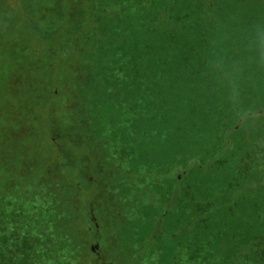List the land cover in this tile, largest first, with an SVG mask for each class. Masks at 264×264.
<instances>
[{
    "label": "trees",
    "instance_id": "1",
    "mask_svg": "<svg viewBox=\"0 0 264 264\" xmlns=\"http://www.w3.org/2000/svg\"><path fill=\"white\" fill-rule=\"evenodd\" d=\"M44 1L0 0V82L37 105L23 115L0 104V198L24 182L52 188L55 204L37 217L61 252L36 247L23 260L17 242L8 261L40 264L49 252L103 264V251L128 264H254L258 250L237 257L264 236H248L238 204L221 199L261 185L264 171L238 174L240 188L225 190L218 171L228 160L215 162L231 147L264 148V0ZM37 107L61 122L59 135L52 126L48 145L27 151L32 135L11 136ZM55 155L83 164L78 183Z\"/></svg>",
    "mask_w": 264,
    "mask_h": 264
},
{
    "label": "rangeland",
    "instance_id": "2",
    "mask_svg": "<svg viewBox=\"0 0 264 264\" xmlns=\"http://www.w3.org/2000/svg\"><path fill=\"white\" fill-rule=\"evenodd\" d=\"M36 2L40 6L48 5L47 2L44 0H36ZM8 85L9 84L6 81L0 82V104H2L1 106L12 107L15 112H18V114L23 115H25L26 111H30L33 109L31 105L37 106L36 103L33 102L29 105L24 103L27 101L24 97V94L10 90ZM19 97L20 99L18 102ZM53 102L54 103L52 104V106L56 105V101ZM36 109H40L37 115L38 118L35 121H31V123L29 122V125H26L25 129L22 128L21 132L15 131L13 136H11L12 141H18L26 136L28 137L32 135L31 139L33 141L30 139V142L32 143H26L27 151H30V148L33 150H38L40 147H42V143H47L48 145V130L53 128L52 126H55L57 128L55 129L56 135L54 134L52 137L56 138L59 135L58 129H60L61 126V122H57V124L51 125V119L53 118V116L51 115L49 108L37 107ZM71 110L74 111L73 108ZM67 115L69 114L67 113ZM5 121L9 123L13 120L9 118ZM32 128H35V130H33ZM61 133L64 134L62 130ZM242 136L248 138L252 142H256V136L254 134L251 137L248 133L242 132L241 135H238L237 137ZM26 141L29 140L27 139ZM61 142L65 143V140L62 139ZM260 147H262V145L248 143L247 146H245V144H242L237 149H233V147H231L227 152L222 153L218 156V158H216L217 162L215 163L221 167V161L228 160L226 168H222L218 171L221 174V188L227 190L228 187L232 185L235 186L236 189H238L240 188V186H238L237 179L242 180V178H244H238V174L245 175L248 173H253L254 171H256L255 168H259L257 170L264 171V148L259 149ZM248 150H250L251 154L246 155L248 153ZM115 156H117V154H115ZM55 157L58 158V163L61 162V168L63 167V170H70V179H72V182L78 183L79 181L75 178V164L76 166H79L78 159L75 161V158H73L74 160L70 163L71 165L66 166L63 165V159H61L60 156L55 155ZM125 162L126 159L118 161L116 160L117 164H125ZM9 165L11 164H7L6 167H8ZM14 165L19 166L16 163H14ZM81 166H83V164L80 165L78 168H80ZM256 172L255 175L257 176L255 178L257 179V181L255 183L258 184L259 182L263 181L262 183H260L261 185L253 187L251 191L244 188L242 191L235 194V200H227L226 198L221 199V203L225 205H230V208L233 207L235 203L238 204H235V212L238 215L237 219L242 222L238 224H250L249 227L252 226V228L249 229L250 231L248 233V236H254L256 234L264 236V228L257 227V223H261L260 221L264 220V210H262V215H260L254 209L256 204L254 197L257 199L261 198V195L264 191V174H259L262 172ZM7 177L8 175H4L3 179H6ZM186 182L189 183L190 178H187ZM10 183L11 182H9L8 184ZM42 187L44 188H41V191L44 193L40 191V188L34 186L33 184L24 182L21 184V186L15 185L14 192L6 193L5 196H2L0 198V264H15L13 261L9 262L8 258L13 257V245L17 242L20 243V245L22 246L23 254H21V258L23 260L29 259V251L31 249H36V247L39 249H43L46 247L47 251L53 249L54 251H50L52 254H59L61 252L60 248L54 244V237L52 235L50 227L46 226L42 222H39L40 219L39 217H37L38 213L45 214V210L47 211L52 205L55 204L54 202H51L47 199L49 193L52 191V188L45 185ZM81 187L83 188V194L86 195L84 191L85 186L81 184ZM253 191L256 192L255 195ZM42 194L45 195L46 199L41 198ZM14 195L18 196L15 197ZM85 211L87 210H82V212ZM56 241L59 244L61 240L59 239ZM263 245L264 241H260L256 244V247L252 249L251 253L242 252L241 255L237 257L239 259V262L247 261L250 257L253 256H251L250 254H253L255 251L258 250L260 251L259 253H257V256L259 258H257V261H254V264H264ZM62 253L63 256L66 255V252ZM47 256H51L49 252L42 253L41 255L36 256V260L39 261L40 264H65L64 262H61V259L55 261L53 257L46 258ZM121 262L122 264L131 263L129 260L116 261L117 264H121ZM145 264H152V260L145 261Z\"/></svg>",
    "mask_w": 264,
    "mask_h": 264
},
{
    "label": "flooded vegetation",
    "instance_id": "3",
    "mask_svg": "<svg viewBox=\"0 0 264 264\" xmlns=\"http://www.w3.org/2000/svg\"><path fill=\"white\" fill-rule=\"evenodd\" d=\"M92 220L94 221V218H92ZM96 244L98 245V247L103 248L106 245V241L101 240V241H98V243H96ZM98 256L100 257L101 263H103V264H117L116 260H109L108 259V253L106 254V253H103V251H102L99 253Z\"/></svg>",
    "mask_w": 264,
    "mask_h": 264
}]
</instances>
